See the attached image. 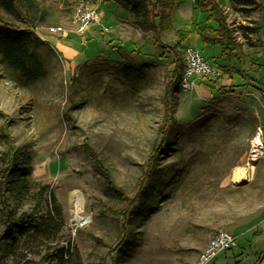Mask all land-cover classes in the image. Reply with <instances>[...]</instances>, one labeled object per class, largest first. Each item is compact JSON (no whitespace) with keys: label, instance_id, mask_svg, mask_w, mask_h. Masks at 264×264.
<instances>
[{"label":"rangeland","instance_id":"rangeland-1","mask_svg":"<svg viewBox=\"0 0 264 264\" xmlns=\"http://www.w3.org/2000/svg\"><path fill=\"white\" fill-rule=\"evenodd\" d=\"M148 1L149 21L157 24L163 3ZM167 1L170 30L160 32L116 5L104 6L103 0H35L32 9L24 7L43 20L36 28L42 41L37 52L47 75L25 84L0 58V155L13 145L29 154L32 192L49 186L66 224L49 251L0 253V264H42L50 254L43 263L49 264L60 248L77 250L81 264H193L220 230L235 236L237 245L210 264H260L264 217L256 209L263 191L250 183L252 177L232 182L237 168H247L245 158L235 162L257 124L249 97L225 87L245 83L241 69L255 75L252 61L225 62L221 47L202 41L199 32L216 23L195 0ZM222 1L232 36L249 56L259 36L247 37L242 28L253 27L261 10L246 17ZM87 7L98 8L102 20L78 33L76 15ZM5 19L23 26L13 17ZM259 23L264 36V12ZM52 27L65 33H51ZM177 32L191 39L181 45ZM117 46L140 50L149 59L119 52ZM185 47L197 48L214 69L230 64L237 71L220 78L195 76L193 90H175L173 50L183 57ZM256 75L262 82L264 72ZM147 184L148 195L140 199ZM78 192L83 198L79 215L91 221L76 232ZM122 237L127 243L120 253Z\"/></svg>","mask_w":264,"mask_h":264},{"label":"trees","instance_id":"trees-1","mask_svg":"<svg viewBox=\"0 0 264 264\" xmlns=\"http://www.w3.org/2000/svg\"><path fill=\"white\" fill-rule=\"evenodd\" d=\"M157 1L163 3V10L158 17L157 24H154V22L150 23L149 21L151 10L148 0H103V4L104 6L116 5L128 13L134 14L141 21L147 22L149 27H156L159 32L167 29L170 30V23H168L170 17V8L168 7L170 2L167 0ZM227 1L231 9L244 14L246 17H250L257 10L264 12V9H261L259 0ZM222 2V0H218V2L215 0H195L196 6L207 11L211 20L216 23V28L209 26L205 30L200 31V38L206 45L221 47L223 53L221 58L225 62L229 63L234 58L244 61L246 57H250L252 61L250 70L255 75L250 77L246 75L245 70L241 69L240 72L243 77L245 79L247 76L250 77L248 79L250 82L239 86L260 90L261 88L257 84H261V81L256 77V74L259 72L253 68L256 60L251 58L252 55L243 56L241 45L236 43L232 36V31L223 15ZM35 3V0H0L1 63L3 66L17 72L20 81L25 84L34 83L47 75L45 65L37 52V46L42 41L36 34V28L39 21L42 22L43 20H37L35 16H30L28 14L29 12L23 11L24 7L32 9L35 7ZM5 16L15 18L22 22L23 26L8 22ZM159 21L160 23L158 24ZM242 30L247 37L260 34V26L257 23L253 27H243ZM177 34V39L181 45L191 39V35L186 32H177ZM251 45L257 47V44ZM115 48L120 49L117 50L119 52L124 50L133 55L139 54L143 61L149 59L148 54L142 53L135 48L132 50L123 46H117ZM173 53L174 63L176 65L173 74L175 78L174 89L177 90L182 89L181 81L185 72V62L182 55L177 52V49L173 50ZM215 70L220 73V77L230 75L237 71L230 64L219 65ZM230 87L234 88L237 86L232 85ZM228 92L234 91L231 89ZM168 106H170V99ZM166 115L171 125L173 121L170 110H168ZM166 143L167 141L165 142V146ZM29 161V154L14 145L6 155L5 153L0 155V253L2 254H12L15 250L19 249L23 252H37V250L42 248L49 251L52 249V244L59 241L66 224L63 208L58 203L56 196L52 192H49V186H41L39 192H32L29 179L32 169ZM98 169L104 174L100 164L98 165ZM106 178L109 185L112 186V182L107 175ZM151 180L152 174L149 175L147 183L149 184ZM148 184L142 188L139 194L140 199H144L148 195ZM133 212L127 216L128 223L126 222L124 234H126L131 226ZM122 236L124 237V235ZM123 237L120 253H122L124 250L123 247L127 243L126 238ZM28 252L21 254L22 260H26ZM55 254L50 259L49 264H81L80 254L73 248L56 249ZM49 257L50 254L45 255L42 259V264Z\"/></svg>","mask_w":264,"mask_h":264},{"label":"built area","instance_id":"built-area-1","mask_svg":"<svg viewBox=\"0 0 264 264\" xmlns=\"http://www.w3.org/2000/svg\"><path fill=\"white\" fill-rule=\"evenodd\" d=\"M102 20V14L98 8H84L76 15V24L78 33L86 32L91 25L99 24ZM51 33L61 34L65 30L61 27H52ZM183 58L185 62V72L181 81V88L184 91L193 90L195 87V76L198 77H218L220 75L203 57L201 52L195 47H185L183 49ZM264 158V129L258 127L252 140L246 156V170L255 168V164ZM249 177V176H248ZM91 221L90 217H75L72 220V226L77 232L86 227ZM237 245V238L226 231L220 230L209 243L208 248L201 254L196 264H209L224 251L232 249Z\"/></svg>","mask_w":264,"mask_h":264},{"label":"crops","instance_id":"crops-1","mask_svg":"<svg viewBox=\"0 0 264 264\" xmlns=\"http://www.w3.org/2000/svg\"><path fill=\"white\" fill-rule=\"evenodd\" d=\"M263 4H264V0H263ZM262 14H263V12L261 11L259 13L258 18H257L256 23L258 25L260 24L259 23V20H260V17L262 16ZM258 36H259L258 41H257V43H255V44H257V47H253L252 46L254 48V52L252 54H250V55H253V59L255 57L258 58L257 59L258 61L256 60V62H254L255 65L253 66V68H254L255 71L259 72L258 74H260L261 76H263L262 74L264 72V67H262L261 63H262V61H264V36L262 35L261 30H260V34H258ZM66 52H67V54L70 57L71 56L70 55V52L71 51L70 50L69 51L67 50ZM256 77H257V75H256ZM217 78H220V75ZM259 79H261V78H259ZM214 80L215 81L216 80L218 81V79H216V78L211 79V81H214ZM246 82L248 83L250 81H248V79H245V83ZM232 85H236V84H234L233 82H231L230 84L225 85V87L226 86L230 87ZM236 86L237 87L232 88L233 91H234V92H232V94H237V95H242V96L249 97L248 98V102H249V105L251 106V108L254 109V116H255L256 124H257V127H256L255 131L247 139L246 148L243 149L240 158H238V160L235 162L236 164H239L244 158L246 159L247 152H248V149H249V142L253 138V136L255 135L257 128L258 127H263V129H264V79L262 80L261 84H257V86L261 88L260 90L253 89L251 87H244V86H239V85H236ZM238 88L240 90H238ZM248 176L249 177H252V179H253V180L250 181V183L253 182V181L256 182L257 185H258V188L261 191H263L262 192L263 199L262 200H259V202L257 204V209L256 210H257V212L259 214H261V217H264V158L261 159V160H259L255 164V168H254L253 172H249ZM202 253H200V255L198 256V258L195 259V262L193 264L197 263V261H198V259H199V257L201 256ZM260 264H264V256L260 258Z\"/></svg>","mask_w":264,"mask_h":264},{"label":"bare ground","instance_id":"bare-ground-1","mask_svg":"<svg viewBox=\"0 0 264 264\" xmlns=\"http://www.w3.org/2000/svg\"><path fill=\"white\" fill-rule=\"evenodd\" d=\"M254 168L250 171H247L245 168L239 167L237 168L234 172H233V177H232V182L234 183H238L241 184L242 182H244V180H246V178L248 177L249 172H253ZM74 215L75 217H79V211L82 209L83 207V198H82V194L81 193H76L75 194V199H74Z\"/></svg>","mask_w":264,"mask_h":264},{"label":"water","instance_id":"water-1","mask_svg":"<svg viewBox=\"0 0 264 264\" xmlns=\"http://www.w3.org/2000/svg\"><path fill=\"white\" fill-rule=\"evenodd\" d=\"M246 180H244V182H245Z\"/></svg>","mask_w":264,"mask_h":264}]
</instances>
